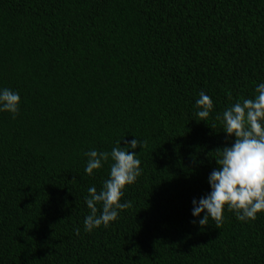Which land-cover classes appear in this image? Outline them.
I'll use <instances>...</instances> for the list:
<instances>
[{
  "label": "trees",
  "instance_id": "1",
  "mask_svg": "<svg viewBox=\"0 0 264 264\" xmlns=\"http://www.w3.org/2000/svg\"><path fill=\"white\" fill-rule=\"evenodd\" d=\"M260 82L264 0H0V88L21 96L0 112V264H264V212L191 215L229 143L217 114ZM133 136L132 206L86 232L112 161L89 175L85 153Z\"/></svg>",
  "mask_w": 264,
  "mask_h": 264
},
{
  "label": "clouds",
  "instance_id": "2",
  "mask_svg": "<svg viewBox=\"0 0 264 264\" xmlns=\"http://www.w3.org/2000/svg\"><path fill=\"white\" fill-rule=\"evenodd\" d=\"M20 104L18 91L0 88V112L15 116ZM195 107L199 121H206L214 105L211 97L201 91ZM216 119L221 120L229 143L216 149L217 167L208 176L210 191L192 200L191 215L199 218L193 222L201 227L210 220L219 226L225 208L234 211L236 219L242 222L255 220L258 213L264 212V82L256 85L254 96L237 100L217 114ZM138 146L142 149L144 141L134 137L123 147L118 142L110 152L93 148L85 153L84 171L89 175L101 169L109 158L112 161L100 190L94 185L87 190L85 203L90 212L83 221L86 232L108 227L120 211L132 206L131 201H122V197L125 187L135 183L142 173L141 160L134 151ZM74 231L79 235V228Z\"/></svg>",
  "mask_w": 264,
  "mask_h": 264
}]
</instances>
